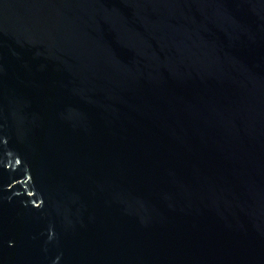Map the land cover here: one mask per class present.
I'll return each mask as SVG.
<instances>
[{"label": "water", "instance_id": "1", "mask_svg": "<svg viewBox=\"0 0 264 264\" xmlns=\"http://www.w3.org/2000/svg\"><path fill=\"white\" fill-rule=\"evenodd\" d=\"M0 264H264V0H0Z\"/></svg>", "mask_w": 264, "mask_h": 264}]
</instances>
